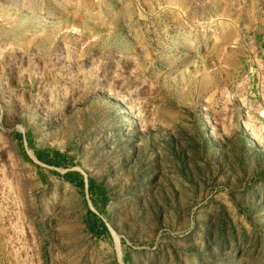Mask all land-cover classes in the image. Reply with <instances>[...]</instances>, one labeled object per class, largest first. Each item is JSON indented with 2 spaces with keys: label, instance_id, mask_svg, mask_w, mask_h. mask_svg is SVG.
<instances>
[{
  "label": "rangeland",
  "instance_id": "374dc122",
  "mask_svg": "<svg viewBox=\"0 0 264 264\" xmlns=\"http://www.w3.org/2000/svg\"><path fill=\"white\" fill-rule=\"evenodd\" d=\"M0 264H264V0H0Z\"/></svg>",
  "mask_w": 264,
  "mask_h": 264
},
{
  "label": "trees",
  "instance_id": "16d2710c",
  "mask_svg": "<svg viewBox=\"0 0 264 264\" xmlns=\"http://www.w3.org/2000/svg\"><path fill=\"white\" fill-rule=\"evenodd\" d=\"M222 214L224 219L221 223L220 238L223 241L227 237L228 238L231 237L233 229H232V225L228 220V215L224 212V210H222Z\"/></svg>",
  "mask_w": 264,
  "mask_h": 264
}]
</instances>
